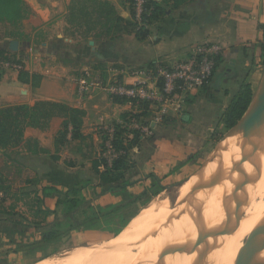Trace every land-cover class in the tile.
Returning <instances> with one entry per match:
<instances>
[{"label": "crops", "instance_id": "crops-1", "mask_svg": "<svg viewBox=\"0 0 264 264\" xmlns=\"http://www.w3.org/2000/svg\"><path fill=\"white\" fill-rule=\"evenodd\" d=\"M105 1L114 6L121 18L131 20L124 2ZM71 2L28 0L27 17L18 26L20 34L9 30L10 24H0V52L15 55L20 63L13 64L21 67L0 71V105L33 106L36 102L48 101L85 112L81 129L83 139L73 138L69 133L58 151L48 144L60 131L61 124H56L52 132L42 134L41 141L47 144L39 143L38 150L37 147L33 151L26 148L30 135L20 147L0 150V155L7 160L3 162L7 169L15 168L38 186L54 180L60 185L95 181L91 162L97 158L96 154H100L96 146L104 135L102 127L112 128L113 124L122 122V117L143 112L140 104L115 101L103 92L95 91L90 96L87 95L89 92L79 93L80 98L77 83L87 77L85 73L89 69L104 73L106 80L125 83L127 75L134 69L155 66L158 62L174 67L189 60L193 46L204 44L222 48L221 54L214 59L215 71L211 79L189 95L181 117H167L162 122H155L153 116L148 118L152 122L151 129L147 126L149 130L142 135L140 145L131 151V157L137 153L139 159L145 156L148 147H154V154L147 155L148 165H143L144 177L160 171L162 160L170 153L195 155L200 153L201 147L209 146L217 130L227 132L221 121L225 112L244 85H251L255 92L260 84L264 70V20L263 15L259 16L254 0H188L177 7H169L161 21L151 26L150 37L144 42L135 35H122L113 41L74 39L78 33L68 23ZM38 40L42 41L40 45ZM14 41L18 42L17 51L11 50ZM20 71L41 76L39 86L21 83ZM87 142L93 145L92 149H88ZM198 145L202 146L198 148ZM14 153L21 158L11 159L10 155ZM79 161H83L82 164H77ZM0 172L6 175L2 165ZM62 176H67L69 182L64 183ZM49 205L53 210V198ZM103 244L106 243L97 245Z\"/></svg>", "mask_w": 264, "mask_h": 264}, {"label": "rangeland", "instance_id": "rangeland-1", "mask_svg": "<svg viewBox=\"0 0 264 264\" xmlns=\"http://www.w3.org/2000/svg\"><path fill=\"white\" fill-rule=\"evenodd\" d=\"M254 1L255 6L257 7V11L259 12V16L263 15L264 20V0ZM128 7L129 5L126 4V8ZM18 26L19 25H16L15 27L14 25H12L9 30H12V32H17ZM83 32L84 29H82V33H79L78 36H76L74 39L85 42L90 40L94 41L93 37L95 35L90 36L86 39V36L83 34ZM95 32L96 34H101V32H104V34L108 33L106 30H100V28H98ZM14 35H16V33H14ZM82 35L84 36L82 37ZM112 35L114 34L111 33L110 36ZM102 40H104V38ZM40 42L42 41L38 40L37 44L40 45ZM203 45L204 44L193 46L190 50L194 54V52ZM161 63L163 62H158L153 67L150 66L145 68H137L132 70L131 72L138 70H153V68L158 67L159 65H161ZM86 72L87 73L85 74L87 75V77H91L90 84L88 85L89 94L87 95L90 96L95 91L108 94L106 92V88L103 87L104 81L107 78H104V73L95 71L93 70V68L89 69ZM77 84L78 94H82L80 90H82V88L87 84H79V82ZM98 85H100L99 88L95 87V89H93V86ZM180 104V108H178L177 106L171 108L173 111H170L168 119H176L177 117H181V114L187 107V99H185L184 102ZM5 106L10 105H0V107ZM171 112L173 113L171 114ZM154 118L155 113H153V120ZM143 120H145V122H148V120L150 121V119L141 118V122H143ZM60 124L62 127V123ZM105 127H107L108 129L109 126L102 127L105 130H102L104 132V135L102 134L103 136H101V143L96 146L100 154H96L97 158L93 160V162H91V171L93 176H95V181L90 180L91 184H89L86 180H83L82 182L78 181L79 183L76 185H72L74 184L73 182L68 185H60L55 180L49 181L53 184L59 185V187H61V190L63 191L80 189L77 199H79L81 203L78 209L75 212L71 213V215L69 216L66 215V208L64 209L63 207H57L56 203L57 200H59L60 196L56 194L52 197L53 203H55L54 209H50L51 205H49L48 210L51 212L47 211L43 204L41 195L36 193L33 194L32 192H30V188L33 187L32 185L38 186V184L32 182V180L28 181L25 174L18 173L14 170L15 168L13 167H11V169H7L5 165H3V162H6L7 160L0 155V165H2L3 172L6 174L3 175L5 176V179L7 181L6 185L9 189L2 190L0 192V200L3 199L2 202H0V215H2V218L6 222V227H4L5 229L0 230V264H40L45 260L48 261V259L50 260L56 256L58 257L66 253H70L73 250H80L79 248L83 249V247L101 243H108L112 240H116L118 236L121 235V233H123L129 226L128 225L118 236L114 235L117 230H121L123 228V224L125 221L131 219V223L133 219L147 207L159 202L160 200L168 198L176 187H178L184 181L194 177L196 171L204 164V162L208 158V154L211 148L217 142L222 140L226 133L224 130H217L216 134L212 136L213 139L210 142L209 146H207L206 148L201 147L202 145L197 146L198 148H202L200 153H197L195 155L181 154L178 156V154L172 152L169 154L168 158L162 160L164 162L161 170L153 173L157 174L162 179V185L165 186L166 190H164L158 196L154 197L153 194L159 188V185L154 184L153 180L148 181L143 179L147 178L148 175L144 177L145 172L142 169L144 164H146V166L148 165L149 161L147 155L151 156L152 154H154V147H152L151 149L150 147H148V150L145 152L144 157L139 155L141 158L139 157L138 159L136 157V155L138 156L137 153H135V157H131V161L135 163V168L127 173V179H123L118 182L115 181L113 182V184L106 182L104 183V186L102 185L100 177L95 175L93 164L95 161L102 160L104 158L108 159L109 163L111 162L113 157L109 155L108 150L107 155L105 154L106 147L110 151L114 152V149L110 144L112 138L106 132L107 129H105ZM134 127L139 128L138 124H135ZM142 128H144L143 131H145L147 126L144 125L140 127L141 130ZM29 135L31 136V140L28 141L26 146L29 151H33L34 147L36 148L39 143H46L41 141L42 135L38 136L33 133ZM151 135L152 134H149V136ZM28 136L23 143H25L29 139ZM145 138L148 139L149 137L145 136ZM86 144L88 146V149L93 148V145L90 146V142H87ZM49 145L50 147L52 145V149L54 148L52 143L49 142L48 146ZM38 148L39 147H37L36 149L38 150ZM10 158L18 160L19 158H21V156H17V154L14 153L10 155ZM81 162L83 161H79L77 164L80 165L82 164ZM75 165L74 167H77V165ZM101 170L103 172L104 168H101ZM152 170L154 169L152 168ZM138 172L140 173V175L138 174ZM134 173L138 178L140 177V179L143 180L141 184H138V186H133L131 189H121L120 187H118L125 182H133L134 180H136L137 177H133ZM62 180L64 183L69 182V180H67V176H62ZM45 182L48 183V181ZM112 186H114L112 190L108 194H106L105 200L101 202L97 195L101 194L103 191L105 192ZM148 200L149 203L145 207H143L148 202ZM13 221L20 222L22 225H16L17 227L12 228L11 225L13 224H10V222ZM48 225H53L52 229L59 233V238L52 242L43 243V241L41 240L42 233L46 228H48ZM25 227H27L29 231L28 233H25L24 230L22 231V229H24ZM19 229V232L16 231ZM46 230H49V228ZM99 246L104 247V244Z\"/></svg>", "mask_w": 264, "mask_h": 264}, {"label": "trees", "instance_id": "trees-1", "mask_svg": "<svg viewBox=\"0 0 264 264\" xmlns=\"http://www.w3.org/2000/svg\"><path fill=\"white\" fill-rule=\"evenodd\" d=\"M27 1L28 0H0V24L7 23L15 27L19 25L20 22L27 17ZM121 1L124 2L125 5L127 4L125 0ZM186 1L188 0H148L146 9L149 14L144 16L143 22L140 25L135 20V10L132 5L128 7L131 20L127 21L118 15L114 6L108 1L72 0L69 7L68 23L75 30V33L81 34L82 29H84L83 34L86 36V39L95 35L93 37L94 41H99L103 38L113 41L120 38L122 35H135L138 40L144 42L150 37L151 33L149 27L161 21L167 14L169 7H177ZM98 28L102 31L106 30L108 33L104 34V32H101V34H96L95 31ZM262 28L264 31V26H262ZM111 33L114 35L110 36ZM84 35H82V37ZM0 60L12 64L16 62L20 63L15 55H9L4 52H0ZM19 80L21 83L37 87L40 84L41 76L20 71ZM253 95L254 92L251 85H244L237 98L232 102L229 109L222 117L221 121L226 129L229 130L232 128L242 118L252 102ZM113 99L115 101H124L117 98ZM138 104L142 107V114L126 115L122 117V122L112 125L115 134L110 144L116 156L110 163L108 159L104 158L95 161L93 164L94 172L100 177L103 186L106 182L113 184L115 181L118 182L127 179V173L135 168V163L131 161V151L140 145L141 137L144 135L140 127L145 125L149 126L151 129L152 123L149 121L145 122V120L141 122V118L148 119L153 116V112L149 108V103L139 102ZM84 118L85 112L83 110L57 102L39 101L33 106L23 104L0 107V150L8 151L18 148L23 144L29 134L33 133L39 136L47 132H52L56 124L62 123L60 131H58L56 137L52 140L54 149L58 151L59 147L65 144L69 133H72L73 138L83 139L81 129L83 127ZM165 120H167V118L163 121ZM135 124H138L139 128H135ZM107 150L106 147L105 152H107ZM43 168L42 170H44ZM101 168H104L103 172ZM38 175L41 176V173ZM133 177H137V175L134 173ZM145 180H153L154 184L159 185V188L153 194L154 197L166 190L165 186L162 185V179L155 173H150ZM86 181L91 184L90 180ZM142 181L143 180L137 177L133 182H125L118 187L121 189H131L133 186L141 184ZM6 183L5 176L0 172V192L2 190H9ZM32 186L30 192L41 195L47 211H49L50 199L55 194L59 195L61 198L57 200V207L66 208L67 216L75 212L81 203L80 200L77 199L80 189L63 191L59 185L51 182H42L39 186ZM113 187L114 186L97 195L101 202L105 200L106 194H108ZM2 200H0V202H2ZM148 203L149 200L143 207ZM130 221L131 219L125 221L123 228L117 230L114 235L118 236L129 225ZM10 224H13L11 225L12 228L17 227L16 225H22L20 222L14 221L10 222ZM4 227H6V222L2 218V215H0V230H4ZM47 227L49 230H46L48 229L46 228V231L44 230L42 233L41 240L43 243L52 242L59 238V233L52 229L53 225H48ZM23 230L25 233L28 232L27 227L22 229V231Z\"/></svg>", "mask_w": 264, "mask_h": 264}, {"label": "bare ground", "instance_id": "bare-ground-1", "mask_svg": "<svg viewBox=\"0 0 264 264\" xmlns=\"http://www.w3.org/2000/svg\"><path fill=\"white\" fill-rule=\"evenodd\" d=\"M253 168L252 179L245 199L240 203L241 218L232 235L222 238L219 250L213 255L209 264H232L243 254L254 236L264 228V140L255 153L251 154ZM230 154L218 156L212 164L216 171L228 165ZM227 180L225 175L207 172L206 185L220 188ZM247 184V183H246ZM223 193L219 189L205 201V211L213 231L220 226L226 212V196L232 190ZM196 198L195 179L176 187L168 198L160 200L143 210L129 224L116 240L104 244V247L92 245L56 256L40 264H138L151 263L167 250L161 235V227L174 207L193 202ZM235 196L232 197L234 200ZM204 226L199 216H182L176 223L174 237L183 242L193 237ZM160 233L156 236V233ZM144 238L142 244L128 246ZM189 263V262H188ZM260 264H264L262 261Z\"/></svg>", "mask_w": 264, "mask_h": 264}, {"label": "water", "instance_id": "water-1", "mask_svg": "<svg viewBox=\"0 0 264 264\" xmlns=\"http://www.w3.org/2000/svg\"><path fill=\"white\" fill-rule=\"evenodd\" d=\"M11 50H18V42L11 43ZM263 140L264 70L260 84L245 114L215 145L204 164L196 171L195 176L180 184L183 185L195 179L196 198L193 202L174 207L163 223L161 235L167 245V250L154 262H139L138 264H209L213 255L218 252L222 238L232 235L239 224L240 203L245 199L248 186L252 183L251 154L256 152ZM225 153L230 154L228 165L213 171V162ZM207 172L225 175L227 180L220 188L209 187L204 181ZM231 187H233L232 190L226 196V212L219 228L213 231L205 211V201L219 189L225 193ZM233 196H235L234 200H232ZM182 216H199L204 226L193 237L179 242L174 237V229ZM159 234V232L156 233V236ZM143 240L144 238L128 246L140 245ZM262 261H264V228L254 236L243 254L232 264H260Z\"/></svg>", "mask_w": 264, "mask_h": 264}, {"label": "built area", "instance_id": "built-area-1", "mask_svg": "<svg viewBox=\"0 0 264 264\" xmlns=\"http://www.w3.org/2000/svg\"><path fill=\"white\" fill-rule=\"evenodd\" d=\"M128 5H132L135 10V20L140 25L145 15L148 0H125ZM222 48L218 45H203L199 47L189 60L181 62L174 67L161 63L153 70L130 72L128 81L120 83L114 80H105L103 87L109 96L131 103H149L150 110L155 113V122H162L170 115L172 107L180 108L189 95L203 88L211 79L215 71V57L221 54ZM18 68L14 64L0 60V70ZM91 78H81L80 83L85 85L80 92H88V85ZM98 86H93L95 89ZM145 128V127H144ZM148 132V128L143 131ZM109 136L114 139L115 130L107 129ZM108 153L113 158L116 154L108 149Z\"/></svg>", "mask_w": 264, "mask_h": 264}]
</instances>
